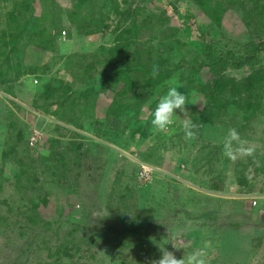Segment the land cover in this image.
Segmentation results:
<instances>
[{
    "label": "trees",
    "instance_id": "obj_1",
    "mask_svg": "<svg viewBox=\"0 0 264 264\" xmlns=\"http://www.w3.org/2000/svg\"><path fill=\"white\" fill-rule=\"evenodd\" d=\"M165 1L175 13L177 3L187 4L186 10L193 8L210 24L241 32L243 41L219 47L221 41L206 39L209 23L196 25L194 38H179L178 28L169 26L171 16L160 6L148 10L147 0H68L67 6L58 0H0V264H86L85 258L103 252H109L110 264H149L161 254L145 258L141 238L129 242L126 233L150 226L156 213L150 202L182 205L192 200L203 210L191 220H200L209 242L211 236L225 241L221 249L232 245L225 236L243 224L240 216L250 214L264 226V0ZM228 14L234 17L229 24L224 20ZM63 33L66 38L98 34L102 42L90 50L64 53ZM153 66L159 68L154 78ZM173 79L193 99L187 115L200 125L198 135L186 139L179 125L163 133L177 140L169 139V147L193 148L185 149L172 166L168 158H151L152 148L164 149L154 137L137 153L167 191V196L158 188L151 191L140 205L139 163L124 172L120 162L128 159L114 148L127 147L129 140L121 139L127 120L137 121L146 101L153 113ZM25 82L29 89L22 93L27 97L19 94ZM113 84L118 92L109 98L107 88ZM26 113L45 118V148L27 145ZM137 126L130 134L144 136L145 125ZM218 126L224 128L218 141L204 139ZM229 128L258 144L259 164L251 157L232 160L224 154ZM106 147L118 162L101 191L98 162L108 157ZM182 169L181 181L171 175ZM228 172L234 180L225 184ZM63 192L86 193L85 216L68 222L69 213L63 218L57 209L52 215L38 214L48 197ZM260 209L263 214L257 216ZM85 217L88 223H83ZM195 239L178 247L180 258L195 248ZM261 241L256 237L254 247ZM218 249L208 250L210 264L219 258ZM129 253L128 261L122 259Z\"/></svg>",
    "mask_w": 264,
    "mask_h": 264
},
{
    "label": "rangeland",
    "instance_id": "obj_2",
    "mask_svg": "<svg viewBox=\"0 0 264 264\" xmlns=\"http://www.w3.org/2000/svg\"><path fill=\"white\" fill-rule=\"evenodd\" d=\"M61 5L68 4V0H58ZM146 4V5H145ZM144 7L148 10L156 9L154 7L160 6L165 12L171 16V20L169 21V26H175L178 29L176 30V36L182 39L187 40L188 38H194L197 35L196 31V25H199L201 23L206 24L209 23L208 19H205L204 16H202L199 12H195V10L187 9V4L185 3H177V13L171 11V7L167 4L165 0H147L145 2ZM194 13V16L191 14ZM181 15V16H180ZM187 16V17H186ZM233 15L230 16V14L224 16V20L226 22L231 23V20L233 19ZM209 28V34L208 30L206 33V39L213 38L216 41H221V44L219 43V47L224 46L230 47L232 45H237L243 41V36L241 32L235 31L233 29H227L224 27V25L218 27L214 24H210ZM183 29H186L185 32H183ZM100 35H90L88 37H82V38H66L65 33H63L61 41L62 46L60 48V52L68 53L75 50H90L94 48L97 44L102 42V38L99 37ZM60 75L63 77H66L67 74L63 71V69H60ZM35 79V78H34ZM37 79V78H36ZM35 79V80H36ZM24 87L20 89L19 94H23L25 97L26 94L22 93L28 90V82L24 83ZM118 86L116 84L110 85L107 88V95L109 98L114 97L118 92ZM178 91L185 93L182 88H178ZM166 93V92H165ZM164 93V94H165ZM186 94V93H185ZM188 98L190 99L189 102L193 101L191 96L187 94ZM152 99H154V95L151 96ZM151 100V99H150ZM149 102L146 101L144 104L139 108V112L137 113V121H135L133 118H129L126 122V129L122 132V140H129L127 147H123L122 149L114 148L116 151L118 150L122 154L126 155V159L128 160H122L120 164H122V169L124 172H129L130 170L135 169L133 163H138L140 160L138 159V152H142L144 150L143 147H145L148 144L147 143H153V139L160 141L159 143L164 145V149L161 148H152V157L154 160H158V158H161V160H166V158L169 159L168 163L170 166L174 164V162H177L176 159L182 158V153L185 149L191 148L192 146H189V144L185 146H168L166 144L171 143V141L176 142L177 140L173 137L170 138L166 135L158 134L155 129L153 128L151 124L152 119V110L149 108ZM190 106V104L186 105V109ZM176 125H179L180 127V120L183 119V114L179 112V110H176ZM26 115V116H25ZM25 121L27 124L35 123L36 125H39L43 127V124L45 122V119L40 115H33L26 113ZM23 116V117H24ZM143 123L145 126L142 127L145 129L144 136H140L137 133L130 134V131L133 130L137 125H140ZM138 127V126H137ZM178 127V126H177ZM219 127V126H218ZM223 127L216 128L215 130L212 129L208 132L209 135L204 136V139H207L210 141H218L220 138V129ZM177 129V128H176ZM224 129V128H223ZM44 132V130H43ZM154 137V138H153ZM170 139V140H169ZM247 141V140H246ZM86 143H88L86 141ZM251 144H255L258 146L257 143H254L253 141H249ZM43 147V146H40ZM161 147V146H160ZM110 147H106L105 150L109 149ZM121 148V147H120ZM136 150V154H129V149ZM178 148V149H177ZM209 148V146H208ZM208 148H202V151L208 150ZM259 148V146H258ZM128 149V150H127ZM130 149V150H131ZM178 150V151H177ZM191 152H193V148H191ZM108 157L102 158L101 161L98 162L99 165H101V168L103 169V175L102 178L99 180V186L98 189L102 191V187L106 183V181L109 179V174L112 173L116 169V163L118 162L116 160L115 154L113 150H107ZM167 163L163 162L162 164ZM150 166V165H149ZM155 169H161L160 167H157L156 165H152ZM116 171V170H115ZM179 173L182 174V177L179 176ZM184 170H180L177 173H175L173 170L171 171V175L175 178L181 181L183 179ZM233 173L228 172L226 173V176L224 177L225 184H230L234 180ZM223 178V177H222ZM221 178V179H222ZM165 185L162 179L158 178L156 179L155 176L147 179L146 181L139 180L137 181V191H138V197H139V204H142V199L147 197V195L152 191L155 193L157 192V188L162 190L161 193L167 196V191L164 189ZM215 196H219L218 194H215ZM185 198L186 196H181ZM213 199L212 207L214 208L215 203V197L211 198ZM212 201V200H211ZM88 202V198L86 193L80 194V196L77 195H71L66 193H58L55 197H48L46 204L39 206L38 208V214L39 215H52L56 212V209L61 212V217L65 218L67 213H69L68 222H73L78 220L79 217L86 215V203ZM83 203V205H82ZM184 203V202H183ZM170 204V203H169ZM167 202L160 205L156 204V202H150L149 207L151 210L155 208V216H152V220L150 222V226L145 227L146 230L144 231L143 228H140L139 231L134 233H126V239L129 242H132V238L139 237L142 240V244H145L146 247V255L145 258H152V256L160 255L159 247H165L169 251H175L176 257L180 258L182 256L181 251H178V247L181 245L183 248L189 244H181V245H175L176 238H185L189 236V241H194L195 248L203 246L205 243H210L209 249H216L219 247V258L217 259L218 264H254L255 260L260 258V261L258 264L263 263L264 264V226L258 222V219H255L253 221V217H249L250 214H246V216L241 217L240 216V222L243 224H240L239 227H237V230H234V233L226 234L225 236L228 239V242H232L228 248L226 249H232L230 252H227L226 249H221L220 245L225 244V241L221 240L219 241L217 239V236H211L210 242L207 240L205 234L207 229L204 227H200V220H191L192 217L199 214L198 212H201L203 210L202 207H198V205H192L193 201L187 200L185 204H179L178 202H174L173 205H169ZM80 209H79V208ZM82 207V208H81ZM148 208V206H147ZM149 209V208H148ZM82 211V214H79ZM257 216H260L263 214L262 209L257 211ZM190 213L192 216L189 217L188 214ZM83 220V223H86L88 221L87 217ZM193 221H196V225L192 224ZM198 221V223H197ZM89 222V221H88ZM87 222V223H88ZM95 222L91 221V224L93 225ZM88 228V227H87ZM81 236V234H77V236ZM216 235V234H214ZM261 238L260 244L256 247H254L253 241L256 239V237ZM229 237H234L235 239H230ZM239 239V241H236V239ZM137 242V241H136ZM173 245H175L177 248H174ZM83 246V245H82ZM81 246V247H82ZM136 248V245L133 246ZM104 255V256H103ZM129 255H122V259L124 258L125 261L129 260ZM104 257V258H102ZM140 258L141 255H140ZM217 258V257H216ZM97 259V260H96ZM102 260L101 264H110V257L109 252H103L99 254H94L92 259H84L86 264L96 262L98 263V260ZM119 259H121L119 257ZM143 259V258H142ZM217 261L213 262L212 264H217Z\"/></svg>",
    "mask_w": 264,
    "mask_h": 264
},
{
    "label": "clouds",
    "instance_id": "obj_3",
    "mask_svg": "<svg viewBox=\"0 0 264 264\" xmlns=\"http://www.w3.org/2000/svg\"><path fill=\"white\" fill-rule=\"evenodd\" d=\"M158 74V66H153L151 76L154 78ZM32 81L35 82L36 80L33 79ZM181 87H183V85L178 81V79L170 81V86L168 87L166 93L160 95L158 98L155 110L152 113L151 124L157 132H169L172 130V126L176 124V110H179V112L183 114V119L180 120V128L186 139L194 140L197 138L200 125L194 122L193 119L187 115L188 110L186 109V105L190 104V102L185 93L178 91V88ZM33 127L40 130L41 137L32 145H29L28 138L30 130ZM44 135L45 133L43 132L42 125L39 126L35 123L29 124L26 140L27 145L29 147L43 146L40 148H45L43 145V140H45ZM223 150L224 154L229 159L235 160L237 158L251 157L253 158L254 163L259 164V161H256L255 159L257 146L249 143L248 141L242 140L239 132L235 128H229L227 130L223 139ZM138 163L144 162L140 161ZM173 247L177 248L175 245H173ZM209 248L210 243H205L203 246L194 248L192 251L184 254L182 258H177L172 251L167 250L165 247H159L161 253L160 257L156 260L150 261L149 264H210Z\"/></svg>",
    "mask_w": 264,
    "mask_h": 264
},
{
    "label": "built area",
    "instance_id": "obj_4",
    "mask_svg": "<svg viewBox=\"0 0 264 264\" xmlns=\"http://www.w3.org/2000/svg\"><path fill=\"white\" fill-rule=\"evenodd\" d=\"M41 137V132L37 128H31L28 143L32 145L37 139ZM152 167L145 163H139L138 175L141 180L145 181L150 178ZM251 203H255V199H251Z\"/></svg>",
    "mask_w": 264,
    "mask_h": 264
},
{
    "label": "water",
    "instance_id": "obj_5",
    "mask_svg": "<svg viewBox=\"0 0 264 264\" xmlns=\"http://www.w3.org/2000/svg\"><path fill=\"white\" fill-rule=\"evenodd\" d=\"M188 242H189V240H187V239H184V238H176L175 245L185 244V243H188Z\"/></svg>",
    "mask_w": 264,
    "mask_h": 264
},
{
    "label": "crops",
    "instance_id": "obj_6",
    "mask_svg": "<svg viewBox=\"0 0 264 264\" xmlns=\"http://www.w3.org/2000/svg\"><path fill=\"white\" fill-rule=\"evenodd\" d=\"M189 242H191V241H189ZM189 242H188V243H189Z\"/></svg>",
    "mask_w": 264,
    "mask_h": 264
}]
</instances>
